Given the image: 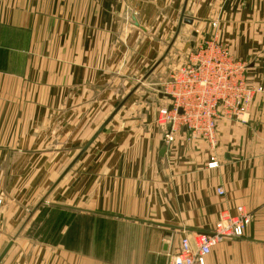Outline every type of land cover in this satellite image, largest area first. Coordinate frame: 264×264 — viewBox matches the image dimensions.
Instances as JSON below:
<instances>
[{
	"label": "crops",
	"instance_id": "obj_1",
	"mask_svg": "<svg viewBox=\"0 0 264 264\" xmlns=\"http://www.w3.org/2000/svg\"><path fill=\"white\" fill-rule=\"evenodd\" d=\"M184 3L0 0V254L12 242L0 264H169L182 237L211 231L237 205L250 224L205 264H264L261 96L240 120L217 121L212 146L185 128L166 143L156 123L168 105L160 84L210 31L264 86V0H187L192 24L143 79ZM45 151L61 168L52 200L27 219L45 193L25 211L2 187L38 180L28 166H44Z\"/></svg>",
	"mask_w": 264,
	"mask_h": 264
},
{
	"label": "built area",
	"instance_id": "obj_2",
	"mask_svg": "<svg viewBox=\"0 0 264 264\" xmlns=\"http://www.w3.org/2000/svg\"><path fill=\"white\" fill-rule=\"evenodd\" d=\"M211 25L215 28L217 22ZM187 55V61L170 70L159 86L168 105L158 109L156 123L164 129L166 143L173 141L177 130L185 128L190 138L205 139L212 146L217 121L240 120L255 96L264 100V87L247 79V63L236 59L215 33L203 38ZM216 164L211 156L208 167ZM216 193L223 195L224 191L219 187ZM251 219V213L241 205L235 207L234 213L221 210L211 231L181 238L179 250L169 264H205L214 246L241 237Z\"/></svg>",
	"mask_w": 264,
	"mask_h": 264
},
{
	"label": "rangeland",
	"instance_id": "obj_3",
	"mask_svg": "<svg viewBox=\"0 0 264 264\" xmlns=\"http://www.w3.org/2000/svg\"><path fill=\"white\" fill-rule=\"evenodd\" d=\"M212 22H214V21H212ZM209 33L211 35L213 33V31H212V33L210 31ZM217 33L215 32V34L217 35V38L219 37L218 40L222 41L223 39H221L222 37L220 36L219 32H217ZM224 41L228 45V47L231 51L232 50L231 43L227 40H224ZM190 50H188V51L186 50V52H184V54H183L184 60L182 63L187 61V57H188L187 54L189 53ZM254 85L263 86V84H259V83L254 84ZM45 152L48 154H47V156H45V165L44 166H36V165H33L32 163L28 166V178L31 179V178L39 177L38 180L11 182V183H8L7 187L6 186L2 187V188H5V190H7V192H10V193L14 194V196L15 195L17 196V197L11 198L10 200L16 206L23 208L25 211L31 209L32 206L38 201V199L44 193H46V191L49 189V187L53 183V180L57 174L56 172H58V170L61 168L58 165L53 164V160L51 159V157H52L51 151H45ZM47 199L52 200L51 193L48 196H46L45 200H47ZM0 200H1L0 205H4V201L2 200V198H0Z\"/></svg>",
	"mask_w": 264,
	"mask_h": 264
},
{
	"label": "water",
	"instance_id": "obj_4",
	"mask_svg": "<svg viewBox=\"0 0 264 264\" xmlns=\"http://www.w3.org/2000/svg\"><path fill=\"white\" fill-rule=\"evenodd\" d=\"M186 1L187 0H185V3H184V5H183V8H182V11H181V15H180V18H179V21H178V24H177V29H176V31H175V34L173 35V37H172V39L170 40V42L168 43V45H167V48L165 49V51H164V53L161 55V57L155 62V64L151 67V69L146 73V75L143 77V79L145 78V77H147V75L164 59V57L166 56V54L168 53V51H169V49H170V47L172 46V44H173V42H174V40H175V38H176V36H177V34H178V32H179V30H180V27H181V24L183 23V24H188V25H191L192 24V18L191 17H188V14H186L185 13V6H186ZM164 152H165V147L164 146H162L161 147V149H160V151H159V156H163L164 155ZM50 190H51V187H50V189L45 193V195H43V197L38 201V203L35 205V207L33 208V210L32 211H30L29 212V215H28V217H27V219L31 216V214H32V212L36 209V208H38L42 203H44L45 202V198H46V196L48 195V193L50 192ZM26 219V220H27ZM26 222V221H25ZM25 224V223H24ZM11 244H12V242L10 241L7 245H6V247L3 249V251L1 252V254H0V261H1V259L3 258V256L6 254V252L8 251V249L10 248V246H11Z\"/></svg>",
	"mask_w": 264,
	"mask_h": 264
}]
</instances>
